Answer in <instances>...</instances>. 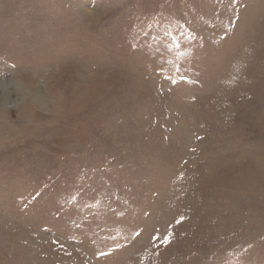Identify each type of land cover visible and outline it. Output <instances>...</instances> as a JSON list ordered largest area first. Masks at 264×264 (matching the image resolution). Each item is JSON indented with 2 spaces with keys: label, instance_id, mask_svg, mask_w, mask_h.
Segmentation results:
<instances>
[{
  "label": "rangeland",
  "instance_id": "obj_1",
  "mask_svg": "<svg viewBox=\"0 0 264 264\" xmlns=\"http://www.w3.org/2000/svg\"><path fill=\"white\" fill-rule=\"evenodd\" d=\"M0 264H264V0H0Z\"/></svg>",
  "mask_w": 264,
  "mask_h": 264
},
{
  "label": "snow or ice",
  "instance_id": "obj_2",
  "mask_svg": "<svg viewBox=\"0 0 264 264\" xmlns=\"http://www.w3.org/2000/svg\"><path fill=\"white\" fill-rule=\"evenodd\" d=\"M153 239H159L158 237H153Z\"/></svg>",
  "mask_w": 264,
  "mask_h": 264
}]
</instances>
